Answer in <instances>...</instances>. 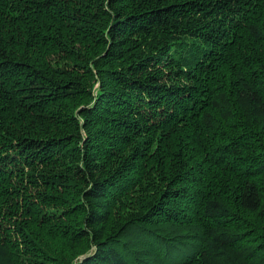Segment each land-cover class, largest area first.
<instances>
[{"label":"trees","instance_id":"16d2710c","mask_svg":"<svg viewBox=\"0 0 264 264\" xmlns=\"http://www.w3.org/2000/svg\"><path fill=\"white\" fill-rule=\"evenodd\" d=\"M0 264H264V0H0Z\"/></svg>","mask_w":264,"mask_h":264}]
</instances>
